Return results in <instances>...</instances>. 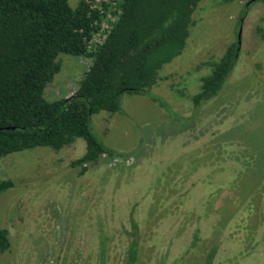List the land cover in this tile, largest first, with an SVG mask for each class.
Segmentation results:
<instances>
[{
    "label": "rangeland",
    "instance_id": "rangeland-1",
    "mask_svg": "<svg viewBox=\"0 0 264 264\" xmlns=\"http://www.w3.org/2000/svg\"><path fill=\"white\" fill-rule=\"evenodd\" d=\"M244 4L201 0L183 53L151 89L164 105L131 93L123 112L95 114L113 153L87 170L72 165L83 138L0 158V178L14 183L0 199L11 240L0 264H124L131 239L135 264H264V2ZM235 42L224 88L195 106L205 72L192 69ZM60 60L50 100L72 94L92 64Z\"/></svg>",
    "mask_w": 264,
    "mask_h": 264
},
{
    "label": "trees",
    "instance_id": "trees-1",
    "mask_svg": "<svg viewBox=\"0 0 264 264\" xmlns=\"http://www.w3.org/2000/svg\"><path fill=\"white\" fill-rule=\"evenodd\" d=\"M200 2L80 0L73 7L69 0H0V158L39 146L59 151L77 138L86 141L87 151L72 165L83 170L113 153L95 134L93 116L123 112V98L131 93L164 105L151 89L183 53ZM62 54L91 58L92 64L72 94L50 100L45 89L61 68ZM238 54L235 42L192 69L205 72L192 97L195 106L222 91ZM13 185L0 178V199ZM10 246L9 231L0 224V257ZM126 254L124 264H135V239Z\"/></svg>",
    "mask_w": 264,
    "mask_h": 264
},
{
    "label": "flooded vegetation",
    "instance_id": "flooded-vegetation-1",
    "mask_svg": "<svg viewBox=\"0 0 264 264\" xmlns=\"http://www.w3.org/2000/svg\"><path fill=\"white\" fill-rule=\"evenodd\" d=\"M215 252H216V254H217V252H218V250L215 248V250H214Z\"/></svg>",
    "mask_w": 264,
    "mask_h": 264
},
{
    "label": "water",
    "instance_id": "water-1",
    "mask_svg": "<svg viewBox=\"0 0 264 264\" xmlns=\"http://www.w3.org/2000/svg\"><path fill=\"white\" fill-rule=\"evenodd\" d=\"M239 38H240V35H239Z\"/></svg>",
    "mask_w": 264,
    "mask_h": 264
}]
</instances>
